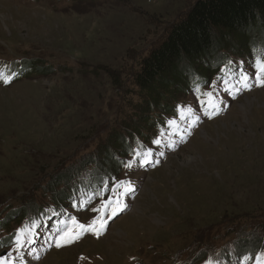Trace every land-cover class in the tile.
<instances>
[{"label": "rangeland", "instance_id": "obj_1", "mask_svg": "<svg viewBox=\"0 0 264 264\" xmlns=\"http://www.w3.org/2000/svg\"><path fill=\"white\" fill-rule=\"evenodd\" d=\"M197 1L0 0V227L9 233L38 208L65 204L72 180L95 166L82 165L86 156L109 157L98 175L106 185L89 190L98 200L67 201L72 221L56 219L52 232L40 226L15 264H203L218 253L233 264L238 246L264 249V87L256 81L264 71L253 58L219 38L220 65L184 77L182 88L174 82L172 113L144 110L153 97L133 78L128 98L113 89L118 72H139ZM25 58L42 71L12 67ZM165 91L163 83L152 91L162 105ZM115 136L130 145L129 157L104 149ZM117 201L123 211L109 218ZM94 219L106 223L98 234L76 227ZM35 229L20 230L30 239ZM240 264H264V256L244 254Z\"/></svg>", "mask_w": 264, "mask_h": 264}, {"label": "trees", "instance_id": "obj_2", "mask_svg": "<svg viewBox=\"0 0 264 264\" xmlns=\"http://www.w3.org/2000/svg\"><path fill=\"white\" fill-rule=\"evenodd\" d=\"M219 38L230 40L233 43L232 48L237 52H247L248 56L253 58L252 60L255 62L256 68L259 71V66L264 63V0H198L191 7L186 19L175 26L172 32L168 34L166 41L162 42L161 46L151 52L146 58L141 59L139 63V72L131 73L130 71V73L127 74L124 72L126 70H120L118 72V80L114 82L113 89L123 94L125 99L128 98L129 96H127L126 93L129 89L127 87L129 83L128 79L133 78L132 84L139 89L140 94L143 92H151L153 97V103L149 101V103L146 102L147 105L144 99L141 100L144 102V110L150 113L153 109H163L166 110L167 113H172L173 108L169 106L168 101L175 96L173 95V83L177 82L179 87L181 86L182 88L184 77L195 78L197 73L202 76L204 73H200L201 70H208L209 73H211V71L215 70V68L220 65L221 58L218 56L215 57L217 54L216 50L221 46V40H219ZM205 58H209L211 61L204 62ZM199 63H202L201 66ZM209 63L212 64L208 65ZM17 65H22L23 72L29 68H33L34 71L37 72L42 71V66L37 68L35 62L26 58L15 61L12 67ZM183 65L192 66H186L184 70H181V66ZM124 73L126 76L123 77ZM166 77L167 79H165ZM160 83L164 84L166 90L164 93H162L163 91L159 93L165 95L161 100L167 102V104L164 105L158 101L160 97L157 93L152 92L154 86ZM146 119L148 120L149 118ZM150 125L153 126L154 122L150 123ZM126 142V140H121L119 136H115L108 142V145H106L104 149L110 151V148H115L116 146V150L118 149L120 152L123 150L122 154L124 153V157H127V155L129 157L131 154V147L129 144L127 145ZM89 156L90 155L86 156L82 165L90 162L91 165L95 164V166L90 168L89 178L87 180H85V178L81 180L80 186L91 188L93 193H95L106 182L104 176H98L99 173L104 174V171L99 166L102 164L104 165L102 161L109 157L104 155L105 159L97 162V160ZM112 156L111 158L115 160L116 157L113 153ZM79 163L75 165L79 166ZM83 167L84 166H82V169H87V166ZM122 167V163L118 161V169L115 174L119 173ZM76 170L81 172V166L76 168ZM74 178L75 176H73V179ZM72 181L75 183L76 180ZM72 196L73 195L70 196L69 193L68 195L62 196L65 204L72 199ZM17 214L18 212L14 211L10 213L9 217H15ZM238 247L239 250H237L236 261L233 264H238L244 254L246 257L253 259H260L264 256V249L256 251V249L251 248L254 247V244L248 248L247 246ZM248 249L251 250L248 251ZM203 257L205 258V256ZM209 258L210 259L204 261V264H210L211 260V264L228 263L225 256L221 253L213 254Z\"/></svg>", "mask_w": 264, "mask_h": 264}, {"label": "bare ground", "instance_id": "obj_3", "mask_svg": "<svg viewBox=\"0 0 264 264\" xmlns=\"http://www.w3.org/2000/svg\"><path fill=\"white\" fill-rule=\"evenodd\" d=\"M220 56V55H219ZM5 63H6V61H3V62H1L0 63V68L1 67H4V65H5ZM13 64V63H12ZM11 64V65H12ZM36 67L38 68V67H41V66H38V65H36ZM35 72V71H34ZM76 173H77V175H75L76 177H78V176H80V172H78L77 170H76ZM81 180H83V179H77L76 181H75V183H74V186L72 187V189L70 190V192H69V195L71 196V195H76L80 190H81V188H82V186H80V182H81ZM55 206H53V205H50V204H47V205H44V206H42L41 208H39L38 209V211H36L35 213H32V214H29V215H27V217H26V219L25 220H22V221H20L19 222V224L18 225H16L15 227H14V229L11 231V232H9V233H7L6 232V230L4 229V227H3V223H2V226L0 227V233L2 234V236H1V238H0V254L2 255V254H4L6 251H9V250H13V248L15 247V244H14V241H15V239H16V236H17V233L19 232V233H21V231H20V229L21 228H24L25 229V231H27V229H29V228H31V226H32V223H33V225H35L36 224V222L41 218V217H43V216H41V211L43 210V209H45V210H47L48 211V213H50V212H52L53 210H55ZM15 211H17V210H15ZM74 210H70V209H62L61 211H60V213H59V220H61V219H64V223H69V221H70V219H71V217L73 216L72 214H71V212H73ZM14 212V211H13ZM18 212V211H17ZM18 215V214H17ZM16 215V216H17ZM12 219H14V217H12V218H10L9 217V215L5 218V221L6 222H9L10 220H12ZM117 219V218H116ZM115 219V220H116ZM114 220V221H115ZM114 221L113 222H111L112 224L114 223ZM110 223V224H111ZM111 224V225H112ZM62 231V229H60V228H56L55 229V231ZM56 231V232H57ZM200 246V245H199ZM196 249H193V250H191L190 251V253L188 254V258H191L192 257V254L194 253V251H195ZM193 252V253H192ZM53 253V252H52ZM51 253V254H52ZM14 254H18V253H14ZM190 255V256H189ZM18 261H19V258H18ZM18 263V262H17ZM24 263H26V260H24Z\"/></svg>", "mask_w": 264, "mask_h": 264}, {"label": "snow or ice", "instance_id": "obj_4", "mask_svg": "<svg viewBox=\"0 0 264 264\" xmlns=\"http://www.w3.org/2000/svg\"><path fill=\"white\" fill-rule=\"evenodd\" d=\"M259 71H264V68L259 69ZM243 79L245 81H247L248 77L245 75V76H243ZM256 81H257V86L264 87V82H262V77L259 74L256 76ZM4 83L8 84V83H10V81L9 80H4ZM143 163L146 164L148 162L144 161ZM125 167L126 168H131L132 165L131 164H127V165H125ZM124 183H126V182L122 181V180L119 181V184H124ZM114 191H115V189H114ZM130 191H131L130 187L126 188L124 194H128ZM109 206H110V202H109ZM93 211H95V209H93ZM119 211H123V208L120 206L119 202L117 201V205H116V207L112 208V211L109 214V218L115 217ZM73 223L75 224V220H73ZM105 226H106V223L104 221H99L98 222L95 219L92 220L90 225H84V224L76 225V227L81 229V230L85 229L86 227L91 228V229H93L94 234H98V231H97L98 228L102 229ZM20 231H23V230H20ZM72 238H73V235H72L71 231L68 232V233H65L64 236H61V237H59V239L56 240V246L60 247L62 240H64V239H69L70 240ZM25 243H31V241H22L20 239V235H19V232H18L17 236H16V239L14 241V244H15L14 249L12 251H6L4 254L0 255V264H15L14 253H22ZM24 255L26 257V253Z\"/></svg>", "mask_w": 264, "mask_h": 264}, {"label": "water", "instance_id": "obj_5", "mask_svg": "<svg viewBox=\"0 0 264 264\" xmlns=\"http://www.w3.org/2000/svg\"><path fill=\"white\" fill-rule=\"evenodd\" d=\"M1 255V254H0Z\"/></svg>", "mask_w": 264, "mask_h": 264}]
</instances>
